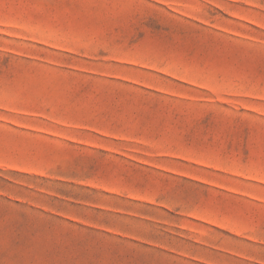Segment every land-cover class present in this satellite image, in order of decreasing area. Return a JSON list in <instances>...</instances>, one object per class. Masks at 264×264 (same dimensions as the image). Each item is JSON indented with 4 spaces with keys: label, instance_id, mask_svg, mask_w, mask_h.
<instances>
[{
    "label": "rangeland",
    "instance_id": "rangeland-1",
    "mask_svg": "<svg viewBox=\"0 0 264 264\" xmlns=\"http://www.w3.org/2000/svg\"><path fill=\"white\" fill-rule=\"evenodd\" d=\"M0 264H264V0H0Z\"/></svg>",
    "mask_w": 264,
    "mask_h": 264
}]
</instances>
